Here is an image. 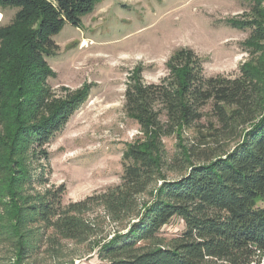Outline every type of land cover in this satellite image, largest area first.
<instances>
[{"label":"trees","instance_id":"obj_1","mask_svg":"<svg viewBox=\"0 0 264 264\" xmlns=\"http://www.w3.org/2000/svg\"><path fill=\"white\" fill-rule=\"evenodd\" d=\"M100 1L0 0V10L16 9L0 26V242L12 264L59 239L86 241L92 228L79 216L93 203L127 218L91 248L101 264H264V0H252L249 18L229 20L251 30L237 75H205L188 47L171 53L158 82H145L141 65L127 72L123 108L139 134L122 151L118 185L68 204L63 185L36 188L46 182V147L89 95V86L48 85L52 36L80 26ZM195 127L196 141L184 145ZM173 135L178 152L167 159L162 139ZM229 138L220 153L210 145ZM174 218L183 229L165 241L160 230Z\"/></svg>","mask_w":264,"mask_h":264},{"label":"rangeland","instance_id":"obj_2","mask_svg":"<svg viewBox=\"0 0 264 264\" xmlns=\"http://www.w3.org/2000/svg\"><path fill=\"white\" fill-rule=\"evenodd\" d=\"M252 4V0H101L81 17L80 26L66 23L52 36L58 51L47 62L56 77L47 83L55 90L89 86V95L46 147V182L36 188L63 185V203L68 204L118 185L122 151L139 134L123 108L127 72L141 65L144 81L158 82L171 53L188 47L202 59L205 75H237L248 59L242 42L251 30L233 27L229 20L249 18ZM15 11L0 10V26L8 24ZM203 112L205 122L211 117L209 107ZM200 128L186 130L183 144L195 142ZM162 141L167 159L175 156L177 138L166 136ZM234 141L221 139L210 145L220 153ZM166 173L175 177L180 172ZM79 217L92 228L86 241L59 239L48 252L44 244L24 264H101L91 248L124 228L127 218L111 219L96 203ZM182 229L181 220L174 218L161 228L160 236L166 241ZM12 263L10 246L0 242V264Z\"/></svg>","mask_w":264,"mask_h":264},{"label":"bare ground","instance_id":"obj_3","mask_svg":"<svg viewBox=\"0 0 264 264\" xmlns=\"http://www.w3.org/2000/svg\"><path fill=\"white\" fill-rule=\"evenodd\" d=\"M85 43L83 42V45H84Z\"/></svg>","mask_w":264,"mask_h":264}]
</instances>
